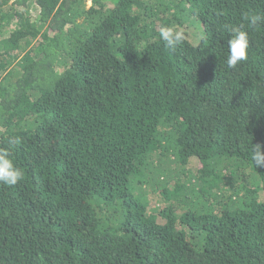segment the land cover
I'll return each mask as SVG.
<instances>
[{"label": "trees", "instance_id": "trees-1", "mask_svg": "<svg viewBox=\"0 0 264 264\" xmlns=\"http://www.w3.org/2000/svg\"><path fill=\"white\" fill-rule=\"evenodd\" d=\"M247 13L264 0H0V147L19 141L24 172L0 184V264H264V23ZM242 24L231 69L225 25ZM162 25L183 29L175 51Z\"/></svg>", "mask_w": 264, "mask_h": 264}, {"label": "clouds", "instance_id": "clouds-1", "mask_svg": "<svg viewBox=\"0 0 264 264\" xmlns=\"http://www.w3.org/2000/svg\"><path fill=\"white\" fill-rule=\"evenodd\" d=\"M245 19L252 26L264 23V16L260 14L247 13ZM225 29L230 34L227 41L226 64L228 68L234 69L248 60L249 56V32L244 25L228 26ZM159 37L166 47L172 51L182 45L186 39L183 29L176 26L162 25L159 28ZM19 141L10 139L9 147H0V184L15 186L24 178L23 170L18 167L12 158L11 145ZM250 155L255 167H264V151L259 144L251 146Z\"/></svg>", "mask_w": 264, "mask_h": 264}, {"label": "rangeland", "instance_id": "rangeland-1", "mask_svg": "<svg viewBox=\"0 0 264 264\" xmlns=\"http://www.w3.org/2000/svg\"><path fill=\"white\" fill-rule=\"evenodd\" d=\"M90 2V1H89ZM32 15L33 16H38L37 12L36 11H32ZM194 33H197V31H195Z\"/></svg>", "mask_w": 264, "mask_h": 264}]
</instances>
